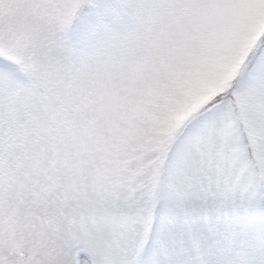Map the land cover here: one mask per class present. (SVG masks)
<instances>
[{"label":"snow or ice","instance_id":"obj_1","mask_svg":"<svg viewBox=\"0 0 264 264\" xmlns=\"http://www.w3.org/2000/svg\"><path fill=\"white\" fill-rule=\"evenodd\" d=\"M0 264H264V0H0Z\"/></svg>","mask_w":264,"mask_h":264}]
</instances>
